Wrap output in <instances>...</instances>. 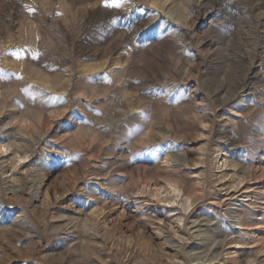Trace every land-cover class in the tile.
<instances>
[{
    "label": "rangeland",
    "instance_id": "rangeland-1",
    "mask_svg": "<svg viewBox=\"0 0 264 264\" xmlns=\"http://www.w3.org/2000/svg\"><path fill=\"white\" fill-rule=\"evenodd\" d=\"M0 264H264V0H0Z\"/></svg>",
    "mask_w": 264,
    "mask_h": 264
},
{
    "label": "bare ground",
    "instance_id": "bare-ground-1",
    "mask_svg": "<svg viewBox=\"0 0 264 264\" xmlns=\"http://www.w3.org/2000/svg\"><path fill=\"white\" fill-rule=\"evenodd\" d=\"M174 191H175V192H179V193H181V192H182V190H181V189H179V188H178V187H176V186H175V188H174Z\"/></svg>",
    "mask_w": 264,
    "mask_h": 264
}]
</instances>
